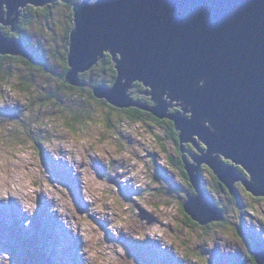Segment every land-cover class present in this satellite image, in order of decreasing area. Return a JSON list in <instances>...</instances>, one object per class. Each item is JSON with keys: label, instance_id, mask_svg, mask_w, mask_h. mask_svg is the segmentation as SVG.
Segmentation results:
<instances>
[{"label": "rangeland", "instance_id": "1", "mask_svg": "<svg viewBox=\"0 0 264 264\" xmlns=\"http://www.w3.org/2000/svg\"><path fill=\"white\" fill-rule=\"evenodd\" d=\"M76 2L53 0L21 10L30 19L20 17L16 26L25 25L22 40L35 62L20 54L1 61L0 264H233L234 249L242 252L234 264H250L243 254L264 238V199L239 189L244 209L231 204L228 218L212 226L211 234L194 223L183 230L179 196L169 193L175 189L169 180L176 187L188 184L182 164H170L163 153L181 155L166 124L147 130L145 123H126L110 129L93 118L92 106L85 111L89 125H67L72 108L92 103L73 101L71 87L59 88L62 73L67 74L59 61L66 50L64 36L73 29ZM0 29L11 37L18 33L1 22ZM95 74L99 71L91 77ZM84 87L76 91L81 96L90 89ZM130 91L141 95L138 86ZM154 132L162 138L154 140ZM212 176L210 170L202 174L206 189L227 204L228 194L214 185ZM210 208L207 217L216 215ZM49 238L60 250L45 251L53 243Z\"/></svg>", "mask_w": 264, "mask_h": 264}, {"label": "water", "instance_id": "2", "mask_svg": "<svg viewBox=\"0 0 264 264\" xmlns=\"http://www.w3.org/2000/svg\"><path fill=\"white\" fill-rule=\"evenodd\" d=\"M52 1L0 0V22L14 31L28 3ZM72 9L66 81L79 85L78 74L107 52L118 76L112 86L95 87L96 96L143 107L131 101L139 82L154 102L146 109L172 120L182 142L197 137L206 145L193 156L198 164L185 162L197 191L183 203L187 213L202 224L222 218L200 183L202 163L230 191L242 181L264 196V0H81ZM10 53L35 62L21 42L0 31V54ZM210 207L216 215L207 217ZM258 246L255 261L264 264V244Z\"/></svg>", "mask_w": 264, "mask_h": 264}, {"label": "trees", "instance_id": "3", "mask_svg": "<svg viewBox=\"0 0 264 264\" xmlns=\"http://www.w3.org/2000/svg\"><path fill=\"white\" fill-rule=\"evenodd\" d=\"M73 24H74V17H73ZM24 32H27V30L24 31ZM24 36L26 37L25 33L22 32L20 34L17 33V35L13 36V37L15 39H17L19 42H21V40L24 38ZM9 56L10 55H6V57H4V56L0 55V68L4 69L3 64L1 63V61L4 60V58H7ZM67 56H68V52L65 50L62 58L59 61L60 64L64 63V64L68 65V57ZM38 57H41V56H38ZM5 68H7V67H5ZM68 71H69V67H67L65 73L68 72ZM96 71L97 72L99 71V74H98L99 76L95 74L94 77H91V75H93V73H95ZM7 72L8 71H5L6 74H7ZM65 75L66 74H64V76H63L64 79H65ZM117 76H118V72H117V70L115 68V63L112 61V57L110 55H105V57L101 61H99L96 65H94L93 68H91L90 70L79 74V83H80V85L77 86V87H74V86L70 85V87L72 88V92H71L69 97H71L70 99L73 100V101H78L79 99H83V100H87L88 102H94L93 106H95V110H96V112H94V113L97 115L95 118L101 119L102 123L106 127L116 126L117 124H119V123H121L123 121H129V123H132V122H138V123H142V124L145 123V129L148 130V128H150V126H153L154 124H156V125H158V124L161 125L162 123L165 124L166 121H164V120H169L167 118L162 119L161 117H157L150 110L146 109V107H144V106L143 107L142 106H136V104H134V103L130 104L128 107H126V106H117V105L111 104V103H109L106 100V102H107L106 104L109 107L106 109V111H98L96 105H98L97 102H100L102 99L97 98L95 96L94 88L97 87V86H100V85H106V86L113 85L114 80L116 79ZM27 79H29V78H27ZM65 83H66V81H65ZM89 83H92V87H91V85ZM86 85L88 87H90L89 91L86 94L87 96L86 95L85 96H81L80 93L76 92L77 90L82 91L81 89H84L85 88L84 86H86ZM136 98H137V100L140 103H143V104L146 103L147 105H145V106H149L150 107V105L152 103V101H151V99L149 97H145L144 98V96L142 95V92H141V95H137ZM95 102H96V105H95ZM55 104H58V103H55ZM54 106L57 107V105H54ZM80 107H82V109H74L73 110V108H72L69 111V114H68V116L66 117V120H65L67 125L75 127L77 124L84 123V119H85V117H87L86 115L88 114L87 112H85L88 109V106L86 107L84 105V103H83V104L80 105ZM83 108H85V109H83ZM179 109L174 107L172 109V111H177ZM116 122H118V123H116ZM154 134H155V139L156 140H160L162 138L161 135L158 132H156V133L154 132ZM168 138L171 139V140H175V141L176 140H180L179 132L176 130V128H172L170 131H168ZM162 147H163V149L165 151L167 150V146L164 143H162ZM42 150L41 151L43 153H49V152H47L46 148L43 149V147H42ZM178 152L180 153V149L178 150ZM182 152L183 153L180 155L179 159H177L173 155H169V154L167 155L163 151L164 155L167 158V161L170 164L178 163L179 160L182 159V157L183 158L185 157L187 159L189 158V154L187 155L185 153V151H182ZM188 163H190V162L188 161ZM227 163H229V161H227ZM236 166H237L239 172L243 176H248L247 171L245 169H243L239 165H236ZM184 167H185V164H184ZM180 171L182 172V174L184 173L182 170H180ZM187 173H188V171H187ZM164 175L166 176L165 173H164ZM184 178L187 180L188 186H186L185 183L184 184L180 183V186H178V187H176L173 179L169 180L167 178L169 180V182H171L172 186L175 188L173 190H169V193L172 196L176 195V196L180 197V195H181L180 192L182 194H186L187 191L192 187V183L189 181V176H186ZM221 185H222L221 186V190H222V192H224L223 191L224 190V185L223 184H221ZM245 188L243 187V191L246 194H249L250 191L248 192L247 189H245ZM177 190H179V193L177 192ZM207 195L211 199V201L218 206L219 210L224 214L223 209L217 203V198H214L213 195L210 194L209 192H208ZM236 195L232 196L231 199L235 198ZM262 199H263V197L255 198V200H262ZM180 207H181L182 212L184 214V220L182 219L183 224H185L186 226H190L191 224L194 223V221H196L197 223H200L197 219L193 218L189 213L186 212V210H185V208L183 206V203H180ZM239 208H240V206H239ZM240 209H242V208H240ZM243 209H244V206H243ZM223 220H224V218L222 219V221ZM182 228L184 229V227H182ZM206 231H207V234H210L212 232V228L208 227V229ZM260 241L264 242V238L262 240H260ZM256 242H257V240H256ZM198 254L202 255L201 249L198 251ZM235 262H237V259H235L233 261V264Z\"/></svg>", "mask_w": 264, "mask_h": 264}, {"label": "flooded vegetation", "instance_id": "4", "mask_svg": "<svg viewBox=\"0 0 264 264\" xmlns=\"http://www.w3.org/2000/svg\"><path fill=\"white\" fill-rule=\"evenodd\" d=\"M31 9H32V7H31ZM29 15H31L30 13L28 14L27 12H25L24 13V15H23V20L24 21H26V20H28V19H30V16ZM24 24L22 23L21 25H19V27H17V29L16 30H18L17 32L20 34V33H25L24 31H25V29H24ZM64 44L66 45V51L68 52L69 51V48H70V35H69V37L67 36V37H65L64 36ZM64 54V53H63ZM63 68H66V64H62L61 65ZM65 70V69H64ZM133 86H138V87H140V89H141V92H142V95L144 96V98L145 97H149L150 99H151V96L150 95H148V93H149V90H147L146 89V87L144 86V85H142L141 83H139V82H135L134 84H133ZM131 92V94L133 95V96H137L135 93H132V91H130ZM152 100V99H151ZM100 103H101V105H96L97 107H98V109H102L103 111H106V109L109 107L106 103V99H102L101 101H100ZM94 105V102H92L89 106H88V108H91L92 106ZM87 110H91V109H87ZM90 112V111H89ZM91 117H93L92 115H91ZM164 121H166L165 122V124L168 126V129H169V131L172 129V128H175V124H174V122L172 121V120H164ZM169 121V122H168ZM88 120H84V123H81V124H85V125H89L88 124ZM194 140H196V142L198 143H196V142H194V141H191V140H188L185 144H187L188 146H186L185 144H183L184 142H182L181 140H176V142H177V144H178V150L180 149V153L182 154L183 152L182 151H186L187 152V154H189V157H190V160H192L191 162H193L195 165L196 164H198L197 163V161H195V160H193V156H197V155H199V154H201V152L203 151V150H205L206 149V145L203 143V142H201V141H199L198 140V138L197 137H194ZM132 141H133V139H132ZM183 145H184V147H183ZM182 150V151H181ZM185 161H188V159L187 158H182V159H180L179 160V163H181L182 165L180 166V169L184 172L183 173V175H184V177H186V176H189V181L191 182V179H190V175L187 173V170L185 169V167H184V164H185ZM229 161V160H228ZM230 162V161H229ZM211 171L213 174H214V176H212V181H213V183H214V185L216 186V187H219L220 189H221V184H223L220 180H219V178L215 175V173H214V171L206 164V163H202V164H200L199 165V171H198V176H199V179H200V183H201V185H202V188H203V190H204V192H205V194L207 195L208 194V190L206 189V186H205V184H206V180L205 179H202V174L203 175H206V173L208 172V171ZM237 182H239V184H238V186H237V184L235 185V187H234V190L233 191H230L229 189H228V187L225 185V184H223L224 185V192L226 193V194H228L227 195V204H226V202H224V203H222L223 201H224V199H223V197L222 196H220V199H221V201L222 202H220V200H219V198H217V203L219 204V206L223 209V211H224V214L222 213V219L224 218V220L222 221V219H220V220H212V221H210L209 223H206V224H202V223H197L196 221H194V224H197L199 227H203L204 228V230L206 231L207 229H208V227H212V226H214V225H216L217 223H221V222H225L226 220V218H228V216H229V208H230V206H231V204H237L238 206H240V208H242L243 209V206H245V203H244V201H242L243 200V193L240 191V190H243V187L245 188V186L243 185V183H242V181H237ZM236 182V183H237ZM209 189V188H208ZM240 189V190H239ZM246 189V188H245ZM248 191V190H247ZM249 192V191H248ZM187 194H188V197L190 196V195H192V196H196V194H197V191H196V189L193 187V185H192V187L187 191V193L186 194H182V195H180V197L178 198V201L180 202V203H184V200L187 198ZM237 194V195H236ZM250 194V195H249ZM249 194H247V196H252V198L253 199H255V198H259V197H263V199H264V196H254V195H252L250 192H249ZM236 195V197L235 198H233V199H231V197L232 196H235ZM255 197V198H254ZM262 199V200H263ZM228 213V214H227ZM181 221H182V219H181ZM196 222V223H195ZM189 226H186L185 224H184V229L185 228H188ZM217 227H219V226H217ZM183 229V228H182ZM183 229V230H184ZM190 229V231L192 230V227H190L189 228ZM237 229V228H236ZM239 232H240V235H243V232H242V230H241V228L240 229H237ZM218 231V230H217ZM212 232H213V229H212ZM211 232V233H212ZM210 233V234H211ZM200 243V242H199ZM251 244V243H250ZM262 244H264V242H262V241H258V242H256V243H254L252 246H251V248H249L248 249V253L246 254V252L244 251V257H247V263H250V264H257L256 263V261H255V254H254V251H255V249L256 248H258L259 246L258 245H262ZM240 253H237L236 251H235V249H234V251H232V256H235V257H233L234 259H238V255H241V257H242V252L240 251V250H238ZM231 260H232V258H231Z\"/></svg>", "mask_w": 264, "mask_h": 264}, {"label": "clouds", "instance_id": "5", "mask_svg": "<svg viewBox=\"0 0 264 264\" xmlns=\"http://www.w3.org/2000/svg\"><path fill=\"white\" fill-rule=\"evenodd\" d=\"M77 2L76 3H78L79 1H81V0H76ZM75 3V4H76ZM29 8V7H32V8H35L36 6L35 5H31L30 3H28L24 8H22V11L24 10V11H26L27 9L26 8ZM44 7V6H43ZM72 8H73V6H72ZM7 9H5V11H6ZM22 13V12H21ZM25 13V12H24ZM72 13L74 14V11H73V9H72ZM3 14H5V13H3ZM23 15L24 14H21L20 15V17H23ZM17 26H18V22H17ZM17 26H16V28H17ZM15 28V29H16ZM73 28H74V24H73ZM73 30V29H72ZM0 31L4 34V35H6V33L3 31V30H1L0 29ZM72 32V31H71ZM71 34V33H70ZM6 36H8L9 38H11L12 40H16V41H18L17 39H15L14 37H11V36H9L8 34L6 35ZM21 43H22V45L24 46V44L28 47V45H27V43L26 42H24L23 40H21ZM25 47V46H24ZM29 50V49H28ZM69 52H70V48H69V51H68V54H69ZM30 53V52H29ZM11 54V53H10ZM10 54H6V55H10ZM31 54V53H30ZM0 55H2V56H4V57H6V55H3V54H0ZM21 55V54H20ZM32 55V54H31ZM106 55H108L107 54V52H106ZM22 57H24L25 59H27L25 56H23V55H21ZM68 57V56H67ZM112 61H113V59H112ZM67 67H69V65H67L66 66V69H67ZM66 69L64 70V71H66ZM69 70H70V68H69ZM69 72V71H68ZM83 73V72H82ZM63 74L64 73H62V77H63ZM79 74H81V73H79ZM79 74H78V79H79ZM60 77H61V73H60ZM65 81H66V79H64ZM65 81L63 82V83H61L60 84V86H59V88H65V87H70V85L71 86H74V87H77V86H79L80 85V83H79V85H72V84H70V83H68L67 81H66V83H65ZM100 86H103V85H100ZM104 86H106V85H104ZM97 87H99V86H97ZM147 89V88H146ZM131 93V92H130ZM95 94V93H94ZM96 96V95H95ZM97 98H100V99H104V98H101V97H98V96H96ZM131 101H134V102H136V103H139V104H141V105H147L146 103H140L138 100H137V98L135 97V96H133L132 95V99H131ZM54 105H57V107H58V105L59 104H54ZM87 109V108H86ZM58 110H59V107H58ZM93 115V114H92ZM95 116L93 117V118H95L97 115L96 114H94ZM89 121V120H88ZM90 122V121H89ZM127 123V125H129V124H132L133 125V123H138V122H132V123H129V121H123V122H121V123H119V124H117L116 126H109L110 127V129H114V128H116V129H119L120 128V126H121V124H123V125H125ZM140 124H142V123H140ZM152 135V138L155 140V134L154 133H151ZM134 140V139H133ZM132 141V140H131ZM130 141V142H131ZM135 141V140H134ZM132 143V142H131ZM132 144H134V143H132ZM41 147H43V145H41ZM41 147H40V149H41ZM15 154H17V153H15ZM186 162V161H185ZM188 162V161H187ZM231 162V161H230ZM229 162V163H230ZM190 163H193V162H190ZM244 178H249L248 176H243ZM85 184V183H84ZM86 185V184H85ZM234 187H235V185H234ZM192 196V195H191ZM208 196V195H207ZM188 194H187V198L184 200V202L186 201V200H188ZM38 217L39 218H47V217H45V214H38ZM48 219V218H47ZM51 221V220H50ZM264 236V235H263ZM53 238H49V241H51V242H53L52 243V245L51 246H49L45 251H48L49 253H51L53 250L54 251H57L58 249H59V246L57 245V242L55 241V239L54 240H52ZM66 239V238H65ZM263 238H261L260 240H262ZM55 241V242H54ZM58 246V248L57 249H55L56 247ZM183 262V261H182Z\"/></svg>", "mask_w": 264, "mask_h": 264}, {"label": "bare ground", "instance_id": "6", "mask_svg": "<svg viewBox=\"0 0 264 264\" xmlns=\"http://www.w3.org/2000/svg\"><path fill=\"white\" fill-rule=\"evenodd\" d=\"M137 152V151H136ZM45 194V193H44ZM0 210L1 211H3L4 210V208L2 207V208H0ZM17 210V209H16ZM21 215V214H20ZM16 217H18L19 218V220H20V217L19 216H16ZM58 217H60V212H57V218ZM21 218H22V215H21ZM236 252H238V253H240L239 251H236Z\"/></svg>", "mask_w": 264, "mask_h": 264}]
</instances>
